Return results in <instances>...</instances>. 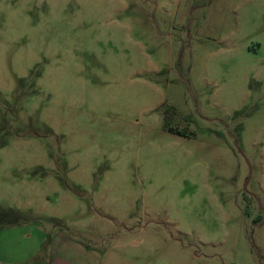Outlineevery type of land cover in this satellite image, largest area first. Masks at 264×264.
I'll list each match as a JSON object with an SVG mask.
<instances>
[{
  "label": "rangeland",
  "instance_id": "1",
  "mask_svg": "<svg viewBox=\"0 0 264 264\" xmlns=\"http://www.w3.org/2000/svg\"><path fill=\"white\" fill-rule=\"evenodd\" d=\"M0 264H264V0H0Z\"/></svg>",
  "mask_w": 264,
  "mask_h": 264
}]
</instances>
